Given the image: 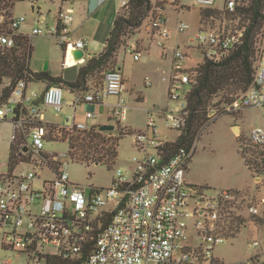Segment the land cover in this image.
I'll use <instances>...</instances> for the list:
<instances>
[{
	"label": "built area",
	"instance_id": "2783aa9c",
	"mask_svg": "<svg viewBox=\"0 0 264 264\" xmlns=\"http://www.w3.org/2000/svg\"><path fill=\"white\" fill-rule=\"evenodd\" d=\"M36 5L37 0H30ZM201 7H213L216 0H194ZM153 14L150 30H155L159 46L166 47L172 35L165 16L166 6L181 11L188 6L182 0H151ZM62 3L69 4V0ZM128 0H122L126 6ZM226 9L235 10V0H228ZM25 16H12L5 29L6 18L0 11V51L5 52L15 44ZM73 10L62 6L53 26L35 27L32 35L55 38L66 48L85 49L86 38H71L70 24ZM189 24L180 20L178 32H185ZM244 28L200 29L189 37L184 48L178 44L172 59L169 80V99L174 105L166 110L165 121L169 129L180 133L188 111L187 96L190 91V72L185 61L190 56L186 49H197L204 59L220 61L243 41ZM133 59L142 57L141 50H132ZM74 57V56H73ZM27 78L12 86L10 94L0 104V120L10 118L14 124L13 135L20 130L26 133L21 156L7 163H0V234L4 250L16 252L17 258H0V264H54L56 259L79 261L78 264H264V250L250 258L226 263L216 257V246L235 235L238 216L245 220L247 214L260 213L259 204L246 202L238 189H221L215 195H207L206 188L187 179V171L195 147L180 149L166 155L163 147L173 139H163L156 119L148 115L145 130L134 133V145L139 152L130 166V175L120 168L113 176L111 186L100 187L70 180L64 169L67 159L85 163L74 147L79 141L89 139L92 126L76 118L82 103H104L110 96L117 98L109 104V116L116 122L126 119L130 109L125 96L126 83L121 69L108 70L102 84L88 80L77 87L73 102L74 113L68 115L65 124L45 121L42 106L53 107L56 112L64 108V88L49 85L42 92L28 94ZM146 84L151 85L150 78ZM10 80L0 84V97ZM39 100L38 103L36 101ZM249 107H264V29L257 38V60L254 79L250 87L230 102L209 106L210 120L220 114L236 113ZM94 113L87 111L86 119ZM117 128L105 130L107 137H117ZM100 131H104L101 130ZM81 135V136H80ZM46 139H63L69 142L68 152L49 153L44 150ZM252 144L264 151V127L252 129ZM27 148L25 151L24 148ZM118 150V146H115ZM116 157L108 163L112 165ZM106 159V158H105ZM28 165L29 169H21ZM6 167L3 169V167ZM48 171L52 176H44ZM241 205L243 208L240 210ZM111 214L110 221L107 215ZM255 250L261 247L259 240L251 243Z\"/></svg>",
	"mask_w": 264,
	"mask_h": 264
},
{
	"label": "rangeland",
	"instance_id": "374dc122",
	"mask_svg": "<svg viewBox=\"0 0 264 264\" xmlns=\"http://www.w3.org/2000/svg\"><path fill=\"white\" fill-rule=\"evenodd\" d=\"M63 0H37L35 9L30 0L17 1L13 16H25L26 21L21 25L19 32L24 33L33 44L34 51L30 61V67L33 71L44 70L48 64L49 72L66 76L68 73L74 72L73 69L63 68L64 52L62 47L57 44L56 39L46 35H32L35 27L43 29L51 27L56 21L60 5ZM187 2L186 9L177 11L168 8L165 12L169 25L173 28L172 38L167 43L168 56L161 57V47L156 40L151 38L154 35L147 34L145 26L149 33L150 21L147 18L143 24L144 27L139 28L135 34L126 37L125 43L119 52V63L123 68L126 78V87L128 92L125 93L130 109L126 119L120 123L116 120H110L109 124H114L123 131L131 129L133 133L145 130L148 115H152L156 119L158 132L163 139L175 140L178 131L169 129L165 117L166 110L175 104L170 102L168 95V82L162 77L170 76L172 73L171 58L175 51V43L181 42L182 48L184 42L191 36L195 35L200 28H219L227 26L228 28H236L239 23L238 19H233L229 14L224 13L221 18L211 17L205 23L200 22L201 5L194 0H182ZM226 0H216L215 6L222 10ZM66 6V5H65ZM72 7H74L72 5ZM106 9V8H105ZM110 9V10H109ZM108 12L90 14L84 20L80 12H74V21L70 28L74 30L76 35H83L89 39L84 60L88 57V53L92 55L99 53L103 47L102 34H105L110 23V18L114 11H121L122 0H112L111 7ZM118 11V12H119ZM179 20L189 24L185 32L177 33L174 27ZM5 29L7 24H4ZM99 29V30H98ZM100 32V33H99ZM97 33V34H96ZM151 48L149 51L146 49ZM141 50L142 58L139 61L133 59L132 50ZM191 57L185 61V65L192 70L201 62L202 55L197 49H186ZM86 63V62H85ZM82 63L80 66L84 65ZM79 66V67H80ZM149 77L152 85H146L145 80ZM96 80V79H95ZM98 80V79H97ZM63 86V85H61ZM34 89H41L39 82L35 81L29 84L28 93ZM217 99V98H216ZM116 97H110L109 101L115 103ZM65 105L63 111L56 113L53 107L42 106L45 112V120L56 124H65L68 115L73 114V102L75 95L70 89H64ZM83 107L80 106L77 117L82 116ZM104 114L93 117L88 123L95 121H106ZM216 120V121H215ZM215 121L214 123H212ZM212 123L206 127L200 138L195 143V150L192 160L187 171V179L192 183L207 187V195H215L221 189L237 188L245 197L246 202L259 204L260 213L251 216L246 209L247 214L246 226L240 232L236 233L235 238H231L224 243L216 246L215 255L226 263H236L244 259L250 258L253 254L264 250V176L255 175L246 165L242 154L241 145L258 151L250 142V133L257 126L264 127V107H249L236 113L220 114L216 118L210 120ZM238 125L240 127H235ZM14 132V124L10 118L0 120V163H7L10 159V142ZM81 136V135H80ZM241 136V138H240ZM70 148L69 142L61 139H46L44 150L49 153L68 152ZM138 151L134 145V134L125 135L119 142L118 155L116 161L112 165L94 164L87 165L85 163L72 161L67 159V165L64 169L69 173L70 180L77 183L90 184L100 187L111 186L113 176L120 168L124 173L130 175V166ZM6 168L5 166L3 169ZM30 166H22L21 169H29ZM44 176H52L48 171L44 172ZM259 178V179H257ZM243 208L241 205L240 210ZM0 234V258L8 257L12 260L17 258V253L10 250H4L1 245ZM253 240H259L261 247L255 250L251 243ZM20 261L16 264H22Z\"/></svg>",
	"mask_w": 264,
	"mask_h": 264
},
{
	"label": "trees",
	"instance_id": "16d2710c",
	"mask_svg": "<svg viewBox=\"0 0 264 264\" xmlns=\"http://www.w3.org/2000/svg\"><path fill=\"white\" fill-rule=\"evenodd\" d=\"M17 1L22 0H0V11L4 13L7 25L13 16L12 11ZM227 1L222 10L201 7L200 22L205 23L211 17L221 18L224 13L229 14L231 18L239 20L236 29L244 28L243 41L226 58L216 62L204 59L194 69L189 70L191 88L187 96L188 115L175 141L167 142L163 147L168 156L182 148L192 150L204 129L216 121L210 123L209 106L213 102L217 106L230 102L235 96L245 92L253 82L257 60V38L264 29V0H235L234 11L226 9ZM153 10L151 0H128L127 5L122 6L121 11L117 12L113 18L104 49L92 55L84 65L78 68L75 80H67L63 75L53 76L49 71H33L30 67L34 51L33 44L25 34H15L14 46L5 52L0 51V84L4 79L10 80L11 84L3 89L0 104L10 94L12 86L22 78L73 89L84 85L88 80L102 84L105 73L118 67V53L125 43V38L135 34L150 14H153ZM150 32L155 35V30ZM106 132L100 131V125H96L92 126L88 132L89 139L79 141L78 137H75V143L72 144L77 148V153L81 151L79 155L83 157L87 165L112 161L118 155L115 146L119 145L125 135L134 134L131 129L126 131L120 129L118 136L114 138L107 137ZM23 144H26V133L20 130L16 136H12L10 142L12 161H16L21 156ZM254 147L258 151L255 152L241 145L242 157L255 175L264 176V151L258 146L254 145ZM110 219L111 214H108L107 221ZM237 220L236 233L245 228L247 222L242 216H238ZM235 237L236 235L232 236V238ZM53 263L78 264L79 261L56 259Z\"/></svg>",
	"mask_w": 264,
	"mask_h": 264
},
{
	"label": "crops",
	"instance_id": "0c3cea01",
	"mask_svg": "<svg viewBox=\"0 0 264 264\" xmlns=\"http://www.w3.org/2000/svg\"><path fill=\"white\" fill-rule=\"evenodd\" d=\"M68 1V0H67ZM70 3L69 4H67V3H62L61 5H60V8H59V10L61 9V7L62 6H64V7H66V6H69L70 5V7H71V9L73 10V14H74V12H76V11H78V12H80L79 13V15H81V17H83L84 18V20L85 19H87L89 16H90V14H94V13H102L104 10V13L105 12H108L107 11V9H109L110 7H111V2H112V0H72V1H69ZM66 5V6H65ZM72 5L74 6V7H72ZM33 6H34V9H35V6L36 5H34L33 4ZM106 8V9H105ZM168 8H173L174 9V7H172V6H166L165 7V9H164V13L166 12V10L168 9ZM186 9V8H185ZM110 10V9H109ZM119 11V10H118ZM118 11H114V13L112 14V17L110 18V23H109V26L107 27V30H106V32H105V34H102V37H101V40H102V44H103V47H102V49H101V51L104 49V47H105V39L107 38V36H108V32H109V30H110V28H111V26H112V21H113V18H114V16L116 15V13L118 12ZM77 13V12H76ZM57 16H58V14H57ZM151 16H152V13L150 14V16L148 17V19H149V21H150V19H151ZM166 16V15H165ZM56 19H57V17H56ZM168 19V18H167ZM73 21H74V16H73ZM73 21H72V23H73ZM180 21V20H179ZM178 21V22H179ZM56 22V21H55ZM71 23V24H72ZM70 24V25H71ZM169 24V23H168ZM178 24V23H177ZM177 24H176V26H177ZM144 25L145 24H143L141 27H144ZM170 26V25H169ZM176 26L174 27V30L177 32V33H182V32H178L177 30H176ZM140 27V28H141ZM171 27V26H170ZM149 28H150V24H149ZM71 29V28H70ZM145 29H146V31H147V34H148V36H149V34H151V33H149L148 32V30H147V26H145ZM200 29H202V28H200ZM72 30V29H71ZM99 30V29H98ZM171 31H172V33H173V28L171 27ZM19 33H22V32H19ZM100 33V32H99ZM24 34V33H23ZM97 34V33H96ZM152 35V34H151ZM155 36V35H154ZM71 38H72V40H74V39H80V38H86V37H83V35L81 36V35H76L75 33H74V30H72V32H71ZM171 38H172V35H171ZM171 38L169 39V41L171 40ZM55 39V38H54ZM87 40H88V44H89V39L88 38H86ZM152 39V41L153 40H156L157 41V38H156V36L155 37H153V38H151ZM168 41V42H169ZM56 42H57V40H56ZM158 42V41H157ZM167 42V43H168ZM186 42V41H185ZM185 42H184V44H185ZM167 43H166V45H167ZM57 44H59L58 42H57ZM88 44H87V46H86V48L84 49V51H85V54H86V49H87V47H88ZM178 44H181V46H182V43L181 42H176L175 43V48L177 47V45ZM60 45V44H59ZM159 45V44H158ZM61 46V45H60ZM184 46V45H183ZM62 47V50H63V52H64V55H65V57H64V60H63V64H64V66H63V68H64V70L65 69H73L74 68V72H71L70 74L68 73L66 76H64L67 80H75L76 79V76H77V70H78V68H79V66L82 64V63H85L91 56H92V54L91 53H88V57H86V60H84V61H82L83 59H84V56H85V54H84V56H83V58L82 59H80V60H78V59H75V61L76 62H73V61H71V55H72V53H71V48H70V50H69V52H67V50H66V48L65 47H63V46H61ZM161 47V46H160ZM151 48H148V49H146L145 51H149ZM132 50V49H131ZM100 51V52H101ZM99 52V53H100ZM120 52V51H119ZM142 52V51H141ZM96 54H98V53H96ZM160 54H161V57L163 58V57H167L168 56V50H167V47H165V48H162L161 47V51H160ZM143 55V54H142ZM191 57V55L188 57V59ZM72 58L74 59V57H73V55H72ZM142 58V57H141ZM172 59H173V56H172V58H171V66H172ZM139 61V60H138ZM201 62H202V60H201ZM201 62H199L197 65H199ZM196 65V66H197ZM188 67V66H187ZM117 68H119V69H121L122 70V72H123V74H124V71H123V68H122V66L120 65V63H119V53H118V67ZM190 68V67H189ZM51 74L53 75V76H59V74H53L52 72H51ZM172 74V73H171ZM62 75V74H61ZM171 76V75H170ZM170 76H163L162 77V79L165 81V82H168V88H169V80H170ZM124 78H125V75H124ZM147 78H149V77H147ZM146 78V79H147ZM151 80V79H150ZM126 78H125V83H126ZM32 82H35V81H29V83H28V88H29V84L30 83H32ZM37 82H39V84L41 85V89H34V90H32L31 92H33V91H38V92H42L47 86H49L48 85V83L47 82H44V81H37ZM152 82V81H151ZM127 84V83H126ZM145 84H146V80H145ZM147 85V84H146ZM152 85V84H151ZM150 86V85H149ZM63 88L65 89H70L73 93H74V95L76 96V93H75V90L74 89H76V88H71V87H64L63 86ZM27 92H28V90H27ZM30 92V93H31ZM126 92H128V88L126 87V91H125V93ZM124 93V94H125ZM29 94V93H28ZM168 95H169V91H168ZM110 97H113V96H110ZM109 97V98H110ZM115 97V96H114ZM109 98L104 102V103H101V104H95V103H91V102H88V103H82V104H80L79 106H78V109H79V107L80 106H82L83 107V114H82V116H78L77 117V112H78V109H77V111H76V113H75V115H76V118H77V120H80V121H86L87 122V124L88 125H90L89 123H88V120L89 119H91V118H89V119H86V117H85V113L87 112V111H91V112H93L94 113V116L93 117H98V115L100 114H104L105 116H106V121L104 120H101V121H95V122H93V123H91V125L90 126H96V125H100V127L102 126V125H104V124H109L110 123V120H112L111 118H110V116H109V104L111 103L110 101H109ZM130 106V105H129ZM73 107V106H72ZM63 111V110H62ZM61 111V112H62ZM56 113H58V112H56ZM60 113V112H59ZM73 113H74V111H73ZM71 115V114H70ZM44 117H45V112H44ZM92 117V118H93ZM46 121V120H45ZM47 123H50V124H56V123H52V122H48V121H46ZM238 125H235L234 126V128L235 127H237ZM238 127H240V126H238ZM119 146V145H118ZM92 165H94V164H92ZM258 179V178H257ZM232 189H234V188H232ZM235 189H237V188H235ZM262 201L264 202V198L262 199Z\"/></svg>",
	"mask_w": 264,
	"mask_h": 264
},
{
	"label": "water",
	"instance_id": "95a60500",
	"mask_svg": "<svg viewBox=\"0 0 264 264\" xmlns=\"http://www.w3.org/2000/svg\"><path fill=\"white\" fill-rule=\"evenodd\" d=\"M33 9H34V6H33ZM71 53L74 56V59L80 60L83 58L85 51L82 48L73 47V48H71ZM48 70H49V67H48V64H46L44 71H48ZM38 102H39V100L36 101V103H38ZM100 128H101V130H104V131L105 130H111L112 131L113 129H115V125L114 124H104ZM24 150L26 151L27 148L25 147Z\"/></svg>",
	"mask_w": 264,
	"mask_h": 264
},
{
	"label": "bare ground",
	"instance_id": "6f19581e",
	"mask_svg": "<svg viewBox=\"0 0 264 264\" xmlns=\"http://www.w3.org/2000/svg\"><path fill=\"white\" fill-rule=\"evenodd\" d=\"M71 61L76 62L75 59L72 58V55H71Z\"/></svg>",
	"mask_w": 264,
	"mask_h": 264
}]
</instances>
